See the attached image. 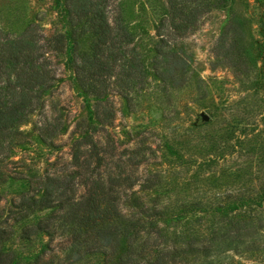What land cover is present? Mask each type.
I'll return each mask as SVG.
<instances>
[{"label": "trees", "instance_id": "16d2710c", "mask_svg": "<svg viewBox=\"0 0 264 264\" xmlns=\"http://www.w3.org/2000/svg\"><path fill=\"white\" fill-rule=\"evenodd\" d=\"M110 1L62 0L65 30L48 35L35 20L14 32L8 28V16H0V140L10 134L29 139L31 131L20 125L42 111V95L54 78L49 53L66 54L76 84L92 98L86 117L75 121L69 159L58 173L39 172L26 163L12 172L25 180L26 187L0 205V264H183L192 253L208 252L215 240L236 250L246 238L249 244L244 249L264 264V156L221 174L214 185L230 190L207 208L187 203L146 205L132 189L137 181L134 167L142 154L136 158L140 152L132 149L125 158L114 159L116 147L107 129L114 111L106 80L117 65L115 80L126 92L144 81L145 72L131 43L134 14L124 7L126 0H118L109 21ZM149 5L154 17L150 63L152 68L163 63L164 71L153 74L164 93L179 81L178 70L186 63L172 37L190 32L203 14L220 7L228 12L219 33L220 42H228L222 50L228 62L240 67L247 52L242 46L244 30L254 22L263 43L261 38L251 40L257 41L252 61H260L264 76V0H149ZM18 13L17 7L13 9L14 15ZM31 126L38 130L37 140L47 137L53 144L67 123L60 111ZM100 131L106 134L104 143ZM18 142L9 138L10 146ZM239 142L237 149L247 155L264 151V138L257 132ZM8 173L0 165V183ZM139 185L154 191L159 187L150 179ZM77 186L83 189L79 194ZM125 201L132 205L125 207Z\"/></svg>", "mask_w": 264, "mask_h": 264}, {"label": "rangeland", "instance_id": "374dc122", "mask_svg": "<svg viewBox=\"0 0 264 264\" xmlns=\"http://www.w3.org/2000/svg\"><path fill=\"white\" fill-rule=\"evenodd\" d=\"M61 1L0 0V16H8V28L14 32L34 20L39 22L44 34L62 32L65 25L60 16ZM117 1L111 0L108 5L109 21L117 11ZM16 7L19 13L14 15ZM124 7L134 14L131 43L140 53L145 77L137 87L121 91L115 80L116 65L117 69L106 80L109 85L106 95L114 111L112 126L107 128L116 147L113 157L125 158L132 149L140 152L136 158L142 154L134 167L137 181L132 189L142 196L146 205L165 208L187 203L214 207L218 197L230 190L214 185L220 175L232 173L264 156V151L247 155L237 149L239 140L252 132L264 138V76L259 72L260 61L257 59L254 64L251 54L257 43L251 40L260 39V31L254 22L244 30L242 46L247 52H243L244 58L236 68L222 51L228 42H220L219 38L227 9L220 7L206 12L193 30L172 37L171 43L180 50L186 63L178 70L179 81L168 85L164 93L161 80L153 74L164 71L163 63H156L155 68L150 63L154 17L149 0H126ZM260 41L263 43L262 38ZM48 57L54 78L42 95V111L33 112L28 122L20 125L31 131L29 139L21 140L10 134L0 140V165L11 177L0 183V205L26 187L25 180L12 175L19 164L26 163L39 172L44 169L59 172L56 170L61 168V163L69 159L70 144L76 135L75 121L85 118L92 105L90 94L76 84L66 54L49 53ZM60 111L67 123L66 130L53 138V144L47 137L45 141L37 140L38 130L32 131L31 124L40 125ZM201 113L207 115L206 120L201 119ZM98 137L101 143L105 142L103 131ZM9 138L19 142L10 146ZM226 144L229 145L224 148ZM52 161L57 163L50 164ZM144 179L154 180L159 186L157 190L141 188L139 183ZM82 190L77 186L75 192L79 194ZM154 196H157L154 201L148 200ZM131 205L125 201V207ZM56 240L57 237L51 244ZM248 244L246 238L234 250L215 240L208 252L192 253L183 264H263L244 249Z\"/></svg>", "mask_w": 264, "mask_h": 264}, {"label": "water", "instance_id": "95a60500", "mask_svg": "<svg viewBox=\"0 0 264 264\" xmlns=\"http://www.w3.org/2000/svg\"><path fill=\"white\" fill-rule=\"evenodd\" d=\"M200 117H201L202 120H206L207 119V115L204 114V113H201L200 114Z\"/></svg>", "mask_w": 264, "mask_h": 264}]
</instances>
